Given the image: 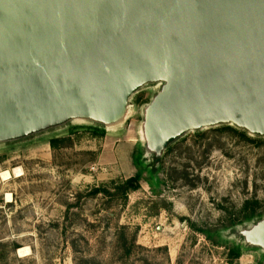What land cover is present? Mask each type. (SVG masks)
Wrapping results in <instances>:
<instances>
[{
	"label": "water",
	"instance_id": "water-1",
	"mask_svg": "<svg viewBox=\"0 0 264 264\" xmlns=\"http://www.w3.org/2000/svg\"><path fill=\"white\" fill-rule=\"evenodd\" d=\"M153 86L141 136L155 167L192 131L264 138V0H0V146L120 127ZM229 235L264 252V216Z\"/></svg>",
	"mask_w": 264,
	"mask_h": 264
},
{
	"label": "rangeland",
	"instance_id": "rangeland-1",
	"mask_svg": "<svg viewBox=\"0 0 264 264\" xmlns=\"http://www.w3.org/2000/svg\"><path fill=\"white\" fill-rule=\"evenodd\" d=\"M95 132L73 123L0 146V264H259L229 230L264 216V138L232 125L189 132L140 187L144 106ZM150 161V160H148ZM94 188L101 191L92 194Z\"/></svg>",
	"mask_w": 264,
	"mask_h": 264
},
{
	"label": "trees",
	"instance_id": "trees-1",
	"mask_svg": "<svg viewBox=\"0 0 264 264\" xmlns=\"http://www.w3.org/2000/svg\"><path fill=\"white\" fill-rule=\"evenodd\" d=\"M90 127H92L94 129L95 132H99L104 130L105 128L99 125H95V124H89ZM241 132L243 133H247L243 130H241ZM261 139L262 137H256ZM147 162V163H146ZM142 163H146V165L144 167H141L142 169H140V171H137L132 177L126 179L122 185H121V189L124 191L127 190H136L140 187V181L142 179V170H145L144 168L150 169L151 173L155 174L157 172V168L154 166V162L152 160L148 161V159L145 157L144 154V150L142 149V151L140 152V154L138 155L135 164L141 166ZM101 190L99 188H94L92 190V194H97L99 193ZM260 218V217H259ZM245 224V223H244ZM242 243V242H240ZM244 248L247 249H255L253 247H249L246 246L242 243ZM263 261L259 262V264H262Z\"/></svg>",
	"mask_w": 264,
	"mask_h": 264
}]
</instances>
